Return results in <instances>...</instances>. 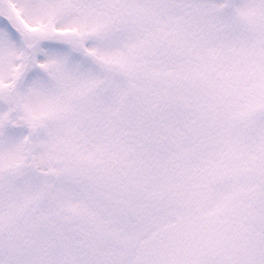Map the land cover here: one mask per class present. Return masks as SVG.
Returning a JSON list of instances; mask_svg holds the SVG:
<instances>
[{"label":"snow or ice","instance_id":"6c2138e0","mask_svg":"<svg viewBox=\"0 0 264 264\" xmlns=\"http://www.w3.org/2000/svg\"><path fill=\"white\" fill-rule=\"evenodd\" d=\"M0 264H264V0H0Z\"/></svg>","mask_w":264,"mask_h":264}]
</instances>
